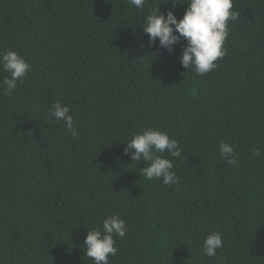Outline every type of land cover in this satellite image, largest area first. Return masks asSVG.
Returning <instances> with one entry per match:
<instances>
[{
  "label": "trees",
  "instance_id": "obj_1",
  "mask_svg": "<svg viewBox=\"0 0 264 264\" xmlns=\"http://www.w3.org/2000/svg\"><path fill=\"white\" fill-rule=\"evenodd\" d=\"M232 2L227 52L201 76L181 65L185 40L169 53L142 31L187 0H0V53L31 65L11 96L0 69V264H93L83 241L113 214L127 232L109 264H264V0ZM57 101L75 136L49 118ZM148 127L178 142L163 153L177 184L125 154Z\"/></svg>",
  "mask_w": 264,
  "mask_h": 264
},
{
  "label": "clouds",
  "instance_id": "obj_2",
  "mask_svg": "<svg viewBox=\"0 0 264 264\" xmlns=\"http://www.w3.org/2000/svg\"><path fill=\"white\" fill-rule=\"evenodd\" d=\"M136 9L143 10L145 0H128ZM232 0H187V7L181 19H177L172 11L165 14L155 11L145 15L142 20V31L147 34L149 45H155L167 52L173 51V46L186 41L180 59L184 68L193 69L203 76L218 65V58H223L227 49L223 47L228 35L229 20H235L238 13L232 11ZM31 65L15 51L8 50L0 53V69L8 73L3 77V92L11 96L18 82H23ZM68 106L57 101L49 109V118L57 122L63 121L66 129L75 136L73 116L69 114ZM125 154L131 153L133 162L146 164L142 169L143 176L148 179H161L165 185L177 184L178 178L172 171L173 163L163 156L167 152L172 157H179L181 149L175 139H170L164 131L148 127L140 133L134 134L125 143ZM220 157L229 165H236L237 160L234 148L229 143H221ZM257 157L260 151L255 152ZM141 157L143 158L141 160ZM127 224L119 215L113 214L103 219L102 227L87 231L83 241L84 255L93 261V264H109V257L116 256L118 248L114 237L124 238ZM223 248V238L218 232L207 235L203 240V254L207 257L217 256V250Z\"/></svg>",
  "mask_w": 264,
  "mask_h": 264
}]
</instances>
